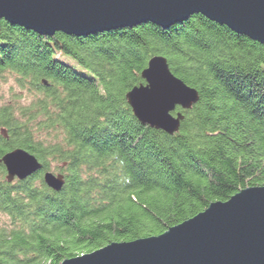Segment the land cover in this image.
<instances>
[{
	"label": "trees",
	"instance_id": "trees-1",
	"mask_svg": "<svg viewBox=\"0 0 264 264\" xmlns=\"http://www.w3.org/2000/svg\"><path fill=\"white\" fill-rule=\"evenodd\" d=\"M155 55L200 94L177 107L184 119L174 134L142 124L126 96L146 83ZM8 75L33 98L0 103V264H61L161 235L264 186V44L202 14L81 37L0 19V77ZM43 128L52 139L37 137ZM17 147L43 167L8 182L1 158ZM50 159L65 174L60 191L44 180Z\"/></svg>",
	"mask_w": 264,
	"mask_h": 264
},
{
	"label": "water",
	"instance_id": "water-1",
	"mask_svg": "<svg viewBox=\"0 0 264 264\" xmlns=\"http://www.w3.org/2000/svg\"><path fill=\"white\" fill-rule=\"evenodd\" d=\"M194 14L264 44V0H0V19L47 36L64 32L81 37L148 22L169 28ZM142 77L146 83L126 95L134 115L144 125L176 133L184 119L177 107H193L199 91L172 71L164 55L151 57ZM149 96L151 102L145 103ZM1 161L8 182L24 180L43 167L22 147ZM44 180L60 191L65 174L47 170ZM61 264H264V186L212 202L161 235L112 243Z\"/></svg>",
	"mask_w": 264,
	"mask_h": 264
},
{
	"label": "rangeland",
	"instance_id": "rangeland-1",
	"mask_svg": "<svg viewBox=\"0 0 264 264\" xmlns=\"http://www.w3.org/2000/svg\"><path fill=\"white\" fill-rule=\"evenodd\" d=\"M59 55V54H58ZM69 61H71V63L76 64V62L70 58ZM76 67L80 69V67L76 64ZM20 96V97H19ZM33 98V94L30 93V91H23L19 88V86L17 85V82L15 80V78L11 75V76H7V77H0V103L4 104V103H21V104H27L29 103V101ZM2 130H6L5 128L1 129V133ZM39 132L37 137L42 138L44 140L47 139H52L50 136L43 128V130H38ZM7 133V130H6ZM4 134V133H3ZM8 134V133H7ZM5 135V134H4ZM7 136V135H6ZM50 163H51V170L54 172H60L58 170V167L61 166V162L58 161H54L50 159ZM1 219H4V217H2Z\"/></svg>",
	"mask_w": 264,
	"mask_h": 264
},
{
	"label": "snow or ice",
	"instance_id": "snow-or-ice-1",
	"mask_svg": "<svg viewBox=\"0 0 264 264\" xmlns=\"http://www.w3.org/2000/svg\"><path fill=\"white\" fill-rule=\"evenodd\" d=\"M150 102H151V98L149 96L148 98H146L145 103H150Z\"/></svg>",
	"mask_w": 264,
	"mask_h": 264
},
{
	"label": "bare ground",
	"instance_id": "bare-ground-1",
	"mask_svg": "<svg viewBox=\"0 0 264 264\" xmlns=\"http://www.w3.org/2000/svg\"><path fill=\"white\" fill-rule=\"evenodd\" d=\"M256 41V40H255ZM259 42V41H258ZM151 59V58H150Z\"/></svg>",
	"mask_w": 264,
	"mask_h": 264
}]
</instances>
